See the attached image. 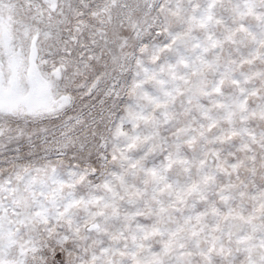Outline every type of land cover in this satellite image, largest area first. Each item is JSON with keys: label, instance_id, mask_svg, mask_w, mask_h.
<instances>
[{"label": "snow or ice", "instance_id": "obj_1", "mask_svg": "<svg viewBox=\"0 0 264 264\" xmlns=\"http://www.w3.org/2000/svg\"><path fill=\"white\" fill-rule=\"evenodd\" d=\"M0 264H264V0H0Z\"/></svg>", "mask_w": 264, "mask_h": 264}]
</instances>
